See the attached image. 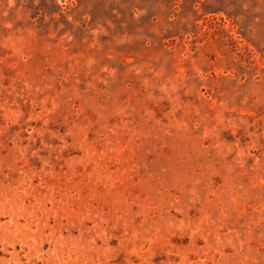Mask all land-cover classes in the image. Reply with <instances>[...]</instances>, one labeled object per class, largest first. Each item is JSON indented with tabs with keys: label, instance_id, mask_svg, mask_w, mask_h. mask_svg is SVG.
<instances>
[{
	"label": "rangeland",
	"instance_id": "374dc122",
	"mask_svg": "<svg viewBox=\"0 0 264 264\" xmlns=\"http://www.w3.org/2000/svg\"><path fill=\"white\" fill-rule=\"evenodd\" d=\"M0 264H264V0H0Z\"/></svg>",
	"mask_w": 264,
	"mask_h": 264
}]
</instances>
